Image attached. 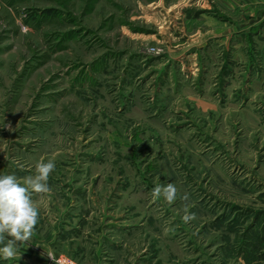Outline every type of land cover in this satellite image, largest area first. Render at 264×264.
<instances>
[{
    "label": "rangeland",
    "instance_id": "obj_1",
    "mask_svg": "<svg viewBox=\"0 0 264 264\" xmlns=\"http://www.w3.org/2000/svg\"><path fill=\"white\" fill-rule=\"evenodd\" d=\"M159 1L0 0V175L23 182L54 160L50 191L32 194L42 228L69 198L95 200L86 209L97 213L121 199L115 214L146 223L143 263L264 264V125L237 106L200 107L189 89L167 98L170 39L154 34L183 16L169 10L180 0ZM203 66L205 90L213 70ZM169 182L176 200L154 198Z\"/></svg>",
    "mask_w": 264,
    "mask_h": 264
},
{
    "label": "crops",
    "instance_id": "obj_2",
    "mask_svg": "<svg viewBox=\"0 0 264 264\" xmlns=\"http://www.w3.org/2000/svg\"><path fill=\"white\" fill-rule=\"evenodd\" d=\"M153 4L166 8L164 0ZM169 10H177L175 13L183 16L182 25L167 34L159 30L162 37L154 34L164 43L170 39L160 58L164 63L162 88L167 98L189 89L200 99L198 106L202 99L207 101L202 106L209 110L217 109L216 102L221 109L237 106L244 114L255 112L259 125H264V0H180ZM136 57L139 58L138 53ZM207 59L213 71L204 90L200 78L207 71V66H203ZM176 64L180 69L174 68ZM120 200L107 201L110 205L106 210L101 209L104 204L98 205L97 213L95 208L86 209L97 205L95 200L85 199L86 205H74V199H67L65 209L51 219L48 227L42 228L38 219L31 239L18 244L17 256L8 264H52L47 257L50 252L79 253L83 264H149L143 263L149 260L144 256L149 243L140 244V239L145 238L137 231L146 223H137L131 215L115 214L121 211ZM75 206L80 213L71 212Z\"/></svg>",
    "mask_w": 264,
    "mask_h": 264
},
{
    "label": "clouds",
    "instance_id": "obj_3",
    "mask_svg": "<svg viewBox=\"0 0 264 264\" xmlns=\"http://www.w3.org/2000/svg\"><path fill=\"white\" fill-rule=\"evenodd\" d=\"M55 167L54 160H41L36 164L35 175L24 178L23 182L15 174L0 175V261L16 257L18 244L31 239L39 216L32 194L50 191L49 175ZM152 195L154 198L163 196L171 203L177 198V188L172 182L157 185ZM187 198L185 195L184 199ZM193 218L194 214L187 211L183 216L185 222ZM48 257L59 264L51 254Z\"/></svg>",
    "mask_w": 264,
    "mask_h": 264
},
{
    "label": "built area",
    "instance_id": "obj_4",
    "mask_svg": "<svg viewBox=\"0 0 264 264\" xmlns=\"http://www.w3.org/2000/svg\"><path fill=\"white\" fill-rule=\"evenodd\" d=\"M149 51L151 53H154V54H160L163 51V49H160V48H157V47H155V48L152 47V48L149 49ZM51 255L59 261V264H75L74 261H72L68 257H65V256H55L52 253H51Z\"/></svg>",
    "mask_w": 264,
    "mask_h": 264
}]
</instances>
